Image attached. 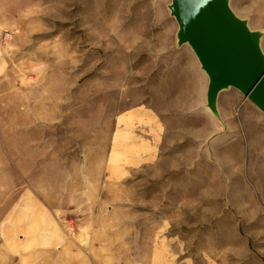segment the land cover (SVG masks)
I'll use <instances>...</instances> for the list:
<instances>
[{
	"label": "rangeland",
	"instance_id": "obj_1",
	"mask_svg": "<svg viewBox=\"0 0 264 264\" xmlns=\"http://www.w3.org/2000/svg\"><path fill=\"white\" fill-rule=\"evenodd\" d=\"M171 2L0 0V129L19 116L29 125L19 131L66 132L68 167L81 163L75 197L88 193L90 167L115 264H264V117L234 89L219 98L224 121L205 107ZM230 6L264 52V0ZM122 131L125 145L113 144ZM70 179L68 168L64 188L48 180V194L69 199ZM75 208L94 220L95 206Z\"/></svg>",
	"mask_w": 264,
	"mask_h": 264
},
{
	"label": "crops",
	"instance_id": "obj_2",
	"mask_svg": "<svg viewBox=\"0 0 264 264\" xmlns=\"http://www.w3.org/2000/svg\"><path fill=\"white\" fill-rule=\"evenodd\" d=\"M1 43L2 39L0 48ZM192 69L198 73L200 84L206 93L207 104L208 79L200 65ZM183 100L185 108L194 106L193 95L183 96ZM218 108L220 109L219 102ZM219 113L221 120L224 121L221 111ZM261 114L264 117L262 112ZM36 118L35 124L38 122ZM156 118L155 142L162 138L158 115ZM246 119H251L247 121L255 123L259 121L258 117L256 120ZM260 121L264 123V120ZM14 124L11 130L0 129V160L6 161L0 163V264H115L114 242L99 240L105 229H100L95 224L97 208H100V205L97 194L93 191L97 181L88 174L90 167L85 175V182L89 186L88 193L78 195L77 199L75 197L79 186L77 179L80 177L78 166L81 163L69 164L68 167L66 132L19 131L29 127L19 116ZM50 124L51 122L47 120L42 125ZM259 126L262 128L261 124ZM260 132V136L264 134L263 129H260ZM125 136L126 133L122 131L117 136L113 135L111 142L115 144L117 138L125 145ZM192 138L194 137L186 136V139ZM152 145L145 143L146 148H152ZM156 145L158 143H155ZM7 149L11 157L6 155ZM109 154L110 157L113 156V145ZM109 161L111 162L110 159ZM68 168L71 175L68 186L70 198L62 195L50 196L46 190L48 180L52 179L58 186L64 188L68 185L66 184ZM49 170L52 173H47ZM108 171L114 174V164L107 166ZM120 172L122 179L130 177L129 170L123 168ZM18 178L22 180L21 184L16 183ZM78 203L83 207L95 206L93 221L87 219L83 222L78 219V214L81 215L76 212L75 206ZM102 215L105 216L106 213Z\"/></svg>",
	"mask_w": 264,
	"mask_h": 264
},
{
	"label": "water",
	"instance_id": "obj_3",
	"mask_svg": "<svg viewBox=\"0 0 264 264\" xmlns=\"http://www.w3.org/2000/svg\"><path fill=\"white\" fill-rule=\"evenodd\" d=\"M231 0H172L178 46L187 45L208 79L207 109L222 122L218 102L238 91L264 114L262 34L252 31L230 6Z\"/></svg>",
	"mask_w": 264,
	"mask_h": 264
}]
</instances>
